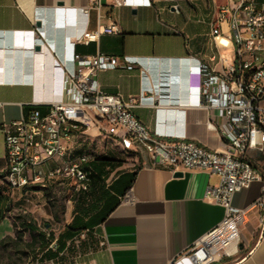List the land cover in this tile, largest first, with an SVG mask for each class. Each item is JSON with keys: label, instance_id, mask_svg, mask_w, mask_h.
Returning <instances> with one entry per match:
<instances>
[{"label": "crops", "instance_id": "0c3cea01", "mask_svg": "<svg viewBox=\"0 0 264 264\" xmlns=\"http://www.w3.org/2000/svg\"><path fill=\"white\" fill-rule=\"evenodd\" d=\"M231 1L149 0V4L136 2L131 7L100 0L98 11L91 8L84 14L81 8L91 0H0V125L25 117L33 108L45 113L50 103L61 98L62 70L75 68L71 55L100 51L151 59L146 77L138 68L107 69L95 76L101 91L119 93L123 98L150 86L143 105L131 109L148 129L163 137L225 150L223 111L201 107L187 78L196 64L189 56L205 61L214 51L208 22L219 7ZM173 3L179 4L180 13L169 8ZM108 18L117 23L119 32L100 34L97 41L88 43L75 41L84 29L92 30ZM222 29L227 30L226 24ZM218 41L220 49L230 51L224 37ZM55 61L60 67H55ZM97 144L103 150L117 149L121 155L128 152L118 140L94 129L76 135L71 148L79 154L90 152L89 146ZM246 155L264 181V153L249 149ZM100 158L105 163L92 177L93 196L88 204L97 202V215L103 219L86 229L95 241L79 264H188L181 255L224 215L221 206L204 198L206 187L215 184L218 176L200 170L175 175L167 167L153 165L148 156L131 157L136 163H131L132 169H120L124 158L119 156ZM98 163L97 157L91 161L89 172ZM4 166L0 130V172ZM263 181H253L233 197L234 207L246 209V221L240 228L241 254L211 264H264L261 207L252 205L261 195ZM32 192L28 187L11 189L0 178V222L6 218L7 203L14 202L17 194ZM115 201L106 215L101 213L102 206Z\"/></svg>", "mask_w": 264, "mask_h": 264}, {"label": "built area", "instance_id": "2783aa9c", "mask_svg": "<svg viewBox=\"0 0 264 264\" xmlns=\"http://www.w3.org/2000/svg\"><path fill=\"white\" fill-rule=\"evenodd\" d=\"M149 0H112V6H134ZM100 0H91L81 12L96 11ZM169 8L180 13L178 3ZM214 51L203 61L193 56L196 64L188 71L187 82L196 90L203 108L223 111L227 139L225 150L207 149L194 141L158 135L147 128L131 112L143 105L144 86L137 95L123 98L100 90L97 72L121 68L139 69L141 76L150 69V58L94 54H72L75 68L62 70L61 98L50 103L42 113L33 108L25 117L3 122L5 166L0 172L11 189L43 185L53 180L69 186L74 194L89 185V163L95 160L90 152L75 154L71 143L79 133L89 129L119 141L120 147L138 158L148 156L153 165L167 167L172 172L185 170L216 174L215 184L207 186L204 198L224 209L222 219L194 241L181 255L188 264H211L232 257L239 250L240 228L246 221V209L234 207V195L253 181L262 180L246 152L264 153V2L233 0L218 8L208 22ZM227 30L223 31L222 25ZM119 32V26L108 18L92 30L84 29L74 39L88 43L100 34ZM219 37H224L230 51L220 49ZM55 67H60L55 61ZM146 77V76H145ZM264 181L260 197L252 203L261 207L264 223ZM54 249L55 244L50 245Z\"/></svg>", "mask_w": 264, "mask_h": 264}, {"label": "rangeland", "instance_id": "374dc122", "mask_svg": "<svg viewBox=\"0 0 264 264\" xmlns=\"http://www.w3.org/2000/svg\"><path fill=\"white\" fill-rule=\"evenodd\" d=\"M89 147L95 157L113 155L124 158L120 169H132L134 166L131 163L136 164L131 160L134 155L129 152L121 155L117 149L103 150L101 144ZM69 182L65 180L62 184L59 180H53L38 185L28 196L17 194L14 202L5 205L3 215L6 218L0 222V264H79L86 257L95 241L94 235L87 230L69 240L67 247L55 257L45 256V251L48 248L53 249L50 245L71 224L75 215H81L80 208L87 205L93 196L91 183V188L75 200ZM23 220L33 226L34 231L25 229ZM36 233L43 235L44 239L34 242L33 236ZM239 253L241 254L238 251L230 258Z\"/></svg>", "mask_w": 264, "mask_h": 264}, {"label": "trees", "instance_id": "16d2710c", "mask_svg": "<svg viewBox=\"0 0 264 264\" xmlns=\"http://www.w3.org/2000/svg\"><path fill=\"white\" fill-rule=\"evenodd\" d=\"M99 159V163L97 165L94 166V168L90 170L89 172V185L87 187L86 190H88L91 186V183H92V177H96L97 174L99 173V170H100V166L102 164H104L105 162L104 159L102 160V158H98ZM99 170H97V169ZM96 170V171H95ZM135 172L132 173V177L135 176ZM38 185H32V186H29L28 188L29 189H35ZM86 190H81L79 193L75 194V200H77L79 198V195L83 192H86ZM117 201H115L114 203L110 204V205H107L105 208L102 206V208L104 210L101 211L102 214L106 215L116 204ZM97 208H98V203L95 202V203H90V204H87L85 205L84 207H81L80 208V212H81V215H75L72 219V222L70 225H68L64 231H62L58 236L57 238L55 239V247L54 249H50L48 248L46 251H45V256L51 258V257H55L59 251H62L63 249H65L67 247V242H69V240L73 239V237H75L77 234H79L81 231H85L87 228H90L92 227L93 225H95V223L97 222V220H102L103 217L99 218V215H97L98 211H97ZM84 217H86V219L84 220ZM23 226L25 229H28L30 231H34V228L33 226L29 225L28 222L25 221L24 223V220H23ZM7 238H10V237H7ZM44 237L43 235H39V233H36L34 236H33V241L36 242V241H39V240H43Z\"/></svg>", "mask_w": 264, "mask_h": 264}, {"label": "water", "instance_id": "95a60500", "mask_svg": "<svg viewBox=\"0 0 264 264\" xmlns=\"http://www.w3.org/2000/svg\"><path fill=\"white\" fill-rule=\"evenodd\" d=\"M35 25L39 27V26H41V22L39 20H37L36 23H35ZM35 48L38 49L39 47H35ZM174 174L175 175H180L181 172L180 171H176V172H174Z\"/></svg>", "mask_w": 264, "mask_h": 264}]
</instances>
